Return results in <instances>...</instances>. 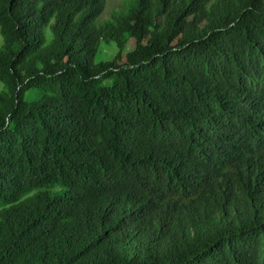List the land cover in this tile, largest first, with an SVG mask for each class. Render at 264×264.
<instances>
[{
	"label": "trees",
	"instance_id": "obj_1",
	"mask_svg": "<svg viewBox=\"0 0 264 264\" xmlns=\"http://www.w3.org/2000/svg\"><path fill=\"white\" fill-rule=\"evenodd\" d=\"M104 5L0 0V264H264V0Z\"/></svg>",
	"mask_w": 264,
	"mask_h": 264
},
{
	"label": "rangeland",
	"instance_id": "obj_2",
	"mask_svg": "<svg viewBox=\"0 0 264 264\" xmlns=\"http://www.w3.org/2000/svg\"><path fill=\"white\" fill-rule=\"evenodd\" d=\"M119 3L120 0H105V5L101 17H105L110 9L118 8ZM132 42V39H128L126 49L130 48ZM115 51L116 48L113 43L108 45L101 44L97 53L95 54V60L110 58L115 53Z\"/></svg>",
	"mask_w": 264,
	"mask_h": 264
}]
</instances>
